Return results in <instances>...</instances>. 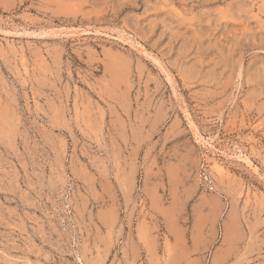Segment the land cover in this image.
Returning <instances> with one entry per match:
<instances>
[{
	"label": "rangeland",
	"instance_id": "rangeland-1",
	"mask_svg": "<svg viewBox=\"0 0 264 264\" xmlns=\"http://www.w3.org/2000/svg\"><path fill=\"white\" fill-rule=\"evenodd\" d=\"M0 264H264V0H0Z\"/></svg>",
	"mask_w": 264,
	"mask_h": 264
},
{
	"label": "bare ground",
	"instance_id": "bare-ground-1",
	"mask_svg": "<svg viewBox=\"0 0 264 264\" xmlns=\"http://www.w3.org/2000/svg\"><path fill=\"white\" fill-rule=\"evenodd\" d=\"M203 139V138H202Z\"/></svg>",
	"mask_w": 264,
	"mask_h": 264
}]
</instances>
